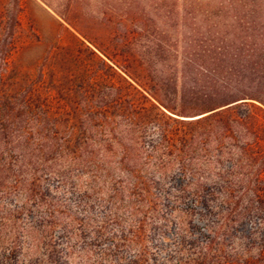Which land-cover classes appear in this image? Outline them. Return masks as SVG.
Returning a JSON list of instances; mask_svg holds the SVG:
<instances>
[{"label":"rangeland","instance_id":"obj_1","mask_svg":"<svg viewBox=\"0 0 264 264\" xmlns=\"http://www.w3.org/2000/svg\"><path fill=\"white\" fill-rule=\"evenodd\" d=\"M241 14L246 22L236 21ZM63 17L113 58L126 48L140 58L151 35L167 40L173 30L178 42L207 34L219 44L245 25L264 42V0H0V46H14L8 65L29 71L53 46L75 45ZM168 144L148 124L126 152L117 144L100 152L97 168L41 172L32 195L8 183L0 189V264H182L202 250L229 264H264V167L258 183L248 181L253 166L229 137ZM175 147L185 153H169ZM228 181L239 195L229 205Z\"/></svg>","mask_w":264,"mask_h":264},{"label":"trees","instance_id":"obj_2","mask_svg":"<svg viewBox=\"0 0 264 264\" xmlns=\"http://www.w3.org/2000/svg\"><path fill=\"white\" fill-rule=\"evenodd\" d=\"M234 17L244 20V14ZM63 19L79 35L71 33L76 44L45 49L29 71L8 65L4 55L14 46H0V189L8 183L13 188L25 185L32 195L41 172L56 174L62 164L97 168L100 152L107 153L113 144L126 152L130 142L141 140L148 124L166 144L171 137L184 144L209 137L239 141V156L253 166L248 181H260L264 42L259 36L254 40L245 25L236 24L232 39L219 44L207 34L178 42L173 30L167 40L151 35L140 58L129 48L113 52V58L85 43L91 42L85 31ZM7 36H13L12 29ZM112 111H120L118 120L127 123H117ZM175 148L169 153H185ZM251 194L262 202L261 187L255 185ZM234 196L228 181V205L239 195ZM257 208L264 212L263 205ZM228 261L202 250L182 264Z\"/></svg>","mask_w":264,"mask_h":264},{"label":"water","instance_id":"obj_3","mask_svg":"<svg viewBox=\"0 0 264 264\" xmlns=\"http://www.w3.org/2000/svg\"><path fill=\"white\" fill-rule=\"evenodd\" d=\"M232 103V102H231ZM228 104H230V103H228Z\"/></svg>","mask_w":264,"mask_h":264}]
</instances>
